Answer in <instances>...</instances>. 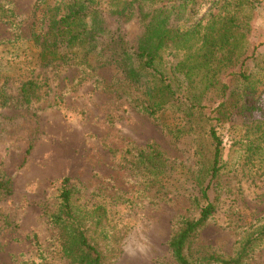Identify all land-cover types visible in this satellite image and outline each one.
Returning a JSON list of instances; mask_svg holds the SVG:
<instances>
[{"label":"rangeland","instance_id":"1","mask_svg":"<svg viewBox=\"0 0 264 264\" xmlns=\"http://www.w3.org/2000/svg\"><path fill=\"white\" fill-rule=\"evenodd\" d=\"M216 2L204 0L190 23L215 11ZM43 12L40 0H0V176L12 178L11 193L0 197V264L40 259L69 264L58 251L49 219L65 177L82 203L104 204L127 227L115 264H171L169 238L200 191L195 137L175 133L185 123L187 104L175 100L149 116L133 100L143 91L130 89L116 64L103 65L84 44L68 49L66 59L44 57L34 33L46 31ZM251 40L260 47L263 61L257 63L263 67L264 3L256 8ZM170 62L166 57V66ZM28 80L40 87L29 104L21 94ZM258 101L255 117L264 118V86ZM241 124L235 113L219 128L226 142ZM150 144L163 153L158 162L150 168L127 164V149ZM211 196L218 208L198 244L232 254L264 217L259 160L237 155ZM246 264H264V249Z\"/></svg>","mask_w":264,"mask_h":264},{"label":"trees","instance_id":"2","mask_svg":"<svg viewBox=\"0 0 264 264\" xmlns=\"http://www.w3.org/2000/svg\"><path fill=\"white\" fill-rule=\"evenodd\" d=\"M40 1L46 31L34 33L44 57L66 59L68 49L84 44L98 60L104 59L103 65L116 64L130 89L143 91L133 100L149 116L156 117L175 100L187 104L185 123L175 133L195 137L200 191L191 199L190 213L177 219L169 238L171 264L249 262L264 249V217L239 239L232 254L202 246L198 240L218 208L211 190L222 175L232 171L234 158L245 155L259 160L264 168V118L255 117L264 66L257 63L263 61L260 47L251 40L256 8L264 0H217L216 10L196 24L190 19L204 0ZM166 57L171 61L169 71L164 69ZM39 88L36 81H25L21 87L24 102L38 97ZM235 113L240 114L242 124L226 142L219 128ZM161 157L155 144L126 150L127 164L141 168H150ZM11 189L12 178L0 176V197ZM56 200L49 219L60 255L69 264H115L127 227L115 221L104 204L82 203L68 177ZM36 241L43 256L44 249ZM20 264L48 263L40 259Z\"/></svg>","mask_w":264,"mask_h":264}]
</instances>
